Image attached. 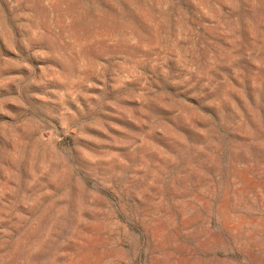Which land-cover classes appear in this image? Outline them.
Masks as SVG:
<instances>
[{"label": "rangeland", "instance_id": "1", "mask_svg": "<svg viewBox=\"0 0 264 264\" xmlns=\"http://www.w3.org/2000/svg\"><path fill=\"white\" fill-rule=\"evenodd\" d=\"M0 264H264V0H0Z\"/></svg>", "mask_w": 264, "mask_h": 264}]
</instances>
